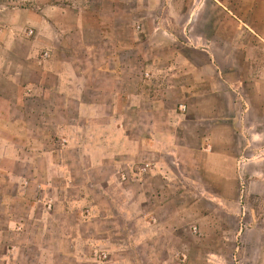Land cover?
Instances as JSON below:
<instances>
[{"label":"crops","instance_id":"1","mask_svg":"<svg viewBox=\"0 0 264 264\" xmlns=\"http://www.w3.org/2000/svg\"><path fill=\"white\" fill-rule=\"evenodd\" d=\"M254 191L264 0H0V264H235Z\"/></svg>","mask_w":264,"mask_h":264},{"label":"rangeland","instance_id":"2","mask_svg":"<svg viewBox=\"0 0 264 264\" xmlns=\"http://www.w3.org/2000/svg\"><path fill=\"white\" fill-rule=\"evenodd\" d=\"M130 6V5H129ZM246 202L249 210L251 213H248V220L249 222L255 224L259 228L263 227L264 228V194H257L255 191L251 194H249L246 197ZM253 217V219H252ZM258 237H255V239ZM234 242L230 241L228 246L229 248H232ZM210 246L216 248V254L219 255H214V258H218L220 260V263H225V264H232L233 262V257L229 256L222 251L223 243H222V238H217L213 237L210 239L209 244H204L203 246L200 245V247H206L207 249L210 248ZM228 248V247H226ZM198 252V251H197ZM226 252V251H225ZM197 254V262L199 264H205V259L207 257V252H198ZM211 256L210 253H208V257ZM237 262L235 264H264V242L259 243L256 245V243L249 245L244 253L236 255ZM226 260H229L227 262ZM196 261V260H195Z\"/></svg>","mask_w":264,"mask_h":264}]
</instances>
